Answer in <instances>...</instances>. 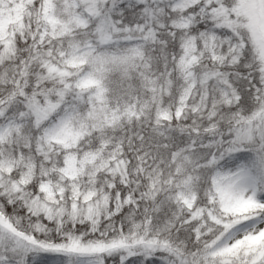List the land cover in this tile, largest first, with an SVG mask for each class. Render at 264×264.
Instances as JSON below:
<instances>
[{"label":"snow or ice","instance_id":"snow-or-ice-1","mask_svg":"<svg viewBox=\"0 0 264 264\" xmlns=\"http://www.w3.org/2000/svg\"><path fill=\"white\" fill-rule=\"evenodd\" d=\"M0 264H264V0H0Z\"/></svg>","mask_w":264,"mask_h":264}]
</instances>
